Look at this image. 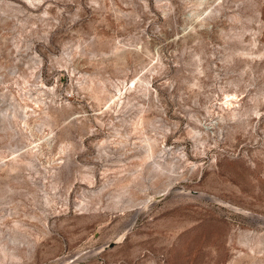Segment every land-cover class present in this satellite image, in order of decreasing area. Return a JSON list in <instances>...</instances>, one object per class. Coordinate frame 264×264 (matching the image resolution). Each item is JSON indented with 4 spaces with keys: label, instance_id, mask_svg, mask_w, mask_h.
<instances>
[{
    "label": "rangeland",
    "instance_id": "374dc122",
    "mask_svg": "<svg viewBox=\"0 0 264 264\" xmlns=\"http://www.w3.org/2000/svg\"><path fill=\"white\" fill-rule=\"evenodd\" d=\"M0 264H264V0H0Z\"/></svg>",
    "mask_w": 264,
    "mask_h": 264
},
{
    "label": "bare ground",
    "instance_id": "6f19581e",
    "mask_svg": "<svg viewBox=\"0 0 264 264\" xmlns=\"http://www.w3.org/2000/svg\"><path fill=\"white\" fill-rule=\"evenodd\" d=\"M230 103H232V102H230Z\"/></svg>",
    "mask_w": 264,
    "mask_h": 264
}]
</instances>
